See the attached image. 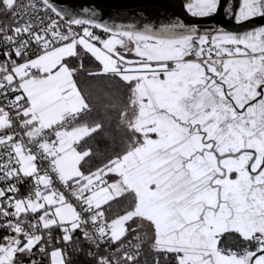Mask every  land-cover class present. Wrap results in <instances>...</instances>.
Returning a JSON list of instances; mask_svg holds the SVG:
<instances>
[{
    "label": "snow or ice",
    "instance_id": "6c2138e0",
    "mask_svg": "<svg viewBox=\"0 0 264 264\" xmlns=\"http://www.w3.org/2000/svg\"><path fill=\"white\" fill-rule=\"evenodd\" d=\"M82 13L0 0V264H264V0Z\"/></svg>",
    "mask_w": 264,
    "mask_h": 264
},
{
    "label": "water",
    "instance_id": "95a60500",
    "mask_svg": "<svg viewBox=\"0 0 264 264\" xmlns=\"http://www.w3.org/2000/svg\"><path fill=\"white\" fill-rule=\"evenodd\" d=\"M62 7H69L79 11L82 15L84 7L94 8L100 13L101 22L109 24H135L142 28L145 23L159 27L160 23H170L180 20L189 25L195 24L198 28H224L231 31H243L242 26L236 25L234 18L229 19L224 8L232 6L238 9L240 0H221L218 13L211 18H193L185 8L190 0H57ZM137 13H140L139 15ZM262 21L257 19L248 25V30L262 26Z\"/></svg>",
    "mask_w": 264,
    "mask_h": 264
},
{
    "label": "trees",
    "instance_id": "16d2710c",
    "mask_svg": "<svg viewBox=\"0 0 264 264\" xmlns=\"http://www.w3.org/2000/svg\"><path fill=\"white\" fill-rule=\"evenodd\" d=\"M83 86L85 87L86 91H90V92H93V94H96V89L91 84H85ZM102 103H103L102 100L98 101L97 112H96L94 118H98V119H102L103 118L102 117V111L103 110H102V107H101ZM113 124H114V121H113ZM109 131H111L113 133V135L116 137V143H117V146H118L119 134H117L115 132L114 127L110 128ZM111 143L112 142L108 141V140H101L100 141V150H101V152L104 153V155H108L111 152V150H112L111 147H110ZM92 146L95 148L96 142H93ZM105 149H107V151ZM100 159H103V156H101L97 160H94L93 161V165L99 163ZM122 208H123V204L114 205L113 208H112V213L113 214H117V213H119L122 210ZM73 264H84L83 257H81L79 260L75 259V257H74Z\"/></svg>",
    "mask_w": 264,
    "mask_h": 264
},
{
    "label": "built area",
    "instance_id": "2783aa9c",
    "mask_svg": "<svg viewBox=\"0 0 264 264\" xmlns=\"http://www.w3.org/2000/svg\"><path fill=\"white\" fill-rule=\"evenodd\" d=\"M5 19H6L5 17L0 16V22H3ZM26 191H27L26 188H21V192H22V193H23V192H26ZM149 259H150V257H149Z\"/></svg>",
    "mask_w": 264,
    "mask_h": 264
},
{
    "label": "flooded vegetation",
    "instance_id": "af4514ba",
    "mask_svg": "<svg viewBox=\"0 0 264 264\" xmlns=\"http://www.w3.org/2000/svg\"><path fill=\"white\" fill-rule=\"evenodd\" d=\"M187 11V10H186ZM228 17V16H227ZM229 18V17H228ZM231 19V18H229ZM202 32L205 30V29H211V28H199Z\"/></svg>",
    "mask_w": 264,
    "mask_h": 264
}]
</instances>
